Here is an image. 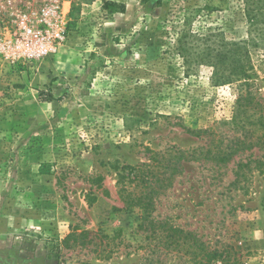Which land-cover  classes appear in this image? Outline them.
Listing matches in <instances>:
<instances>
[{
    "label": "rangeland",
    "instance_id": "obj_1",
    "mask_svg": "<svg viewBox=\"0 0 264 264\" xmlns=\"http://www.w3.org/2000/svg\"><path fill=\"white\" fill-rule=\"evenodd\" d=\"M39 4L0 0L2 33L16 30L17 14ZM193 8L202 9L197 23L205 33L246 36L240 0H70L66 38L54 56L30 67L0 55V220L17 250L49 254L50 264L146 263L139 210L114 211L124 206L119 173L152 163L147 149L188 157L209 148V137L190 130L212 129L225 143L234 135L228 121L237 87H214L209 67L187 70L176 55V25ZM253 63L254 89L264 98V51L253 52ZM263 154L254 148L225 164L179 161L172 186L159 188L154 218L225 251L228 264H264V173L253 168ZM248 162L251 170L234 185L239 164ZM41 164L52 170L47 178H39ZM89 196L97 199L92 207ZM99 229L121 233L110 260L91 245L64 244L74 230ZM154 259L193 264L176 254Z\"/></svg>",
    "mask_w": 264,
    "mask_h": 264
},
{
    "label": "trees",
    "instance_id": "obj_2",
    "mask_svg": "<svg viewBox=\"0 0 264 264\" xmlns=\"http://www.w3.org/2000/svg\"><path fill=\"white\" fill-rule=\"evenodd\" d=\"M243 16L248 24L246 36L239 40H228L222 29L203 31V25H198L201 8L189 9L176 25V55L184 60L187 70L193 65L207 66L212 70L211 82L214 87L235 85L238 96L228 125L234 131L227 143L218 140L212 129L190 130L194 137H209L211 145L201 153L192 152L186 157L179 150L168 151L165 155L151 152L149 160L140 167H125V172L119 173L117 184L123 208H114L118 212H133L139 210L140 222L138 230L145 234V244L139 249L145 250V264H156L154 256L176 254L187 258L193 264H228L225 251L211 249L197 234L173 226L168 220H156V196L159 188L172 186V179L180 172L179 161H197L205 159L217 163H228L239 153L258 148L264 153V98L255 91L254 79L257 75L253 63V52L264 51V0H240ZM209 12L215 9L205 6ZM74 11L71 13L70 29H75L77 21ZM164 23H166L164 21ZM203 27V28H202ZM41 95V93H40ZM50 97L49 100H52ZM218 140V141H217ZM216 141L218 143H216ZM157 163V164H156ZM156 164V165H155ZM254 169L264 173V154L253 161ZM252 163H241L236 172L234 185L238 184L244 175V170H251ZM47 164L39 166L40 175H51ZM131 176V177H130ZM158 182V187L155 183ZM133 185V189L131 188ZM95 196H89L87 203L92 207L96 203ZM118 235H108L102 229L92 231H72L64 240V244L79 242L84 247L96 248L98 256L110 260L120 250L122 241H117ZM58 247V246H57ZM233 251V250H232ZM228 252V251H227ZM230 252V251H229ZM54 258H59L57 252Z\"/></svg>",
    "mask_w": 264,
    "mask_h": 264
},
{
    "label": "built area",
    "instance_id": "obj_3",
    "mask_svg": "<svg viewBox=\"0 0 264 264\" xmlns=\"http://www.w3.org/2000/svg\"><path fill=\"white\" fill-rule=\"evenodd\" d=\"M39 3L37 9L27 7L17 14L16 30L7 35L0 29V55L7 64L31 67L54 56L65 41L70 0Z\"/></svg>",
    "mask_w": 264,
    "mask_h": 264
},
{
    "label": "crops",
    "instance_id": "obj_4",
    "mask_svg": "<svg viewBox=\"0 0 264 264\" xmlns=\"http://www.w3.org/2000/svg\"><path fill=\"white\" fill-rule=\"evenodd\" d=\"M49 175H40L39 178H47ZM8 223V222H7ZM3 222L0 220V264H50V259L53 257H47L45 255H39L35 257V254L28 251H21L15 248L17 244V238L10 236L11 233L3 231ZM11 226L13 223H9ZM8 226V224H6ZM41 261V262H39Z\"/></svg>",
    "mask_w": 264,
    "mask_h": 264
}]
</instances>
